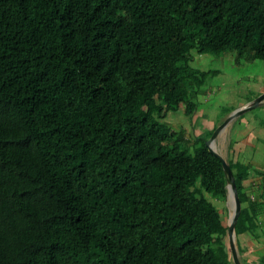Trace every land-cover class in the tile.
I'll list each match as a JSON object with an SVG mask.
<instances>
[{
    "label": "trees",
    "instance_id": "obj_1",
    "mask_svg": "<svg viewBox=\"0 0 264 264\" xmlns=\"http://www.w3.org/2000/svg\"><path fill=\"white\" fill-rule=\"evenodd\" d=\"M195 52L264 60V0H0V264H235L223 163L165 122ZM228 162L264 264V168Z\"/></svg>",
    "mask_w": 264,
    "mask_h": 264
},
{
    "label": "rangeland",
    "instance_id": "obj_2",
    "mask_svg": "<svg viewBox=\"0 0 264 264\" xmlns=\"http://www.w3.org/2000/svg\"><path fill=\"white\" fill-rule=\"evenodd\" d=\"M191 66L209 72L195 84L199 93L193 100L194 107L187 114L185 104L181 103L177 111L169 113L165 122L176 130L184 128L191 138L199 137L207 142L232 114L249 106L219 132L213 146L227 160L240 159L252 169L264 168V100L253 104L264 93V60H246L239 64L233 52H195ZM255 180L260 182L259 178ZM207 195L229 224L233 214L232 199L227 197L224 201ZM259 249L264 251V246Z\"/></svg>",
    "mask_w": 264,
    "mask_h": 264
},
{
    "label": "water",
    "instance_id": "obj_3",
    "mask_svg": "<svg viewBox=\"0 0 264 264\" xmlns=\"http://www.w3.org/2000/svg\"><path fill=\"white\" fill-rule=\"evenodd\" d=\"M264 100V93L259 96L253 104H259ZM252 104V105H253ZM249 106L244 107L243 109L236 111L234 114H232L221 126L218 127V129L214 132L213 136L211 137L210 140L206 142L209 150L213 152L215 155H217L224 166V169L227 174L228 178V197H230L233 201V214L231 216V222L229 223V243H230V248L232 251V256L235 264H242L240 260V254L236 245V223L239 219L241 210H242V202L239 196L236 180L234 178L233 171L231 169V166L228 162V160L222 156L217 150L214 149V143L215 139L218 136L219 132L238 114V113H243L245 110H247Z\"/></svg>",
    "mask_w": 264,
    "mask_h": 264
}]
</instances>
